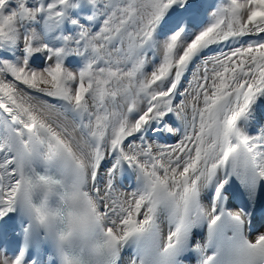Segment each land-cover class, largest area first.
<instances>
[{
	"label": "bare ground",
	"instance_id": "1",
	"mask_svg": "<svg viewBox=\"0 0 264 264\" xmlns=\"http://www.w3.org/2000/svg\"><path fill=\"white\" fill-rule=\"evenodd\" d=\"M116 1L109 0V5ZM192 3L197 4L182 12L168 9L170 13L157 21L155 39L171 36L177 29L186 34L185 26H178L195 12H205L209 21L216 19L215 10L201 6L200 0ZM97 5L94 0L89 5L77 0L74 10L82 16ZM252 17L239 14L241 22L231 19L197 44L199 27L190 24L194 28L189 40L166 71L165 62L157 59L152 60L157 62L154 71L140 70L155 91L149 100L152 106L139 114L131 133L118 138L112 136L110 118L102 122L95 114L97 109L107 115L113 112L111 106L119 97L110 90L116 84L115 74H106L107 80L94 76L82 100L68 96L67 82L48 80L42 85L46 89L38 92L7 80L0 68V264H52L42 233L32 232L33 251L25 254L18 247L20 237L30 230V220L17 227L13 224L21 187L20 146L42 162L78 165L87 200L99 225L117 242L121 264L140 263L138 245L134 250L124 245L146 234L161 250L177 244V264H205L211 255L210 226L221 210L242 224L250 242L264 240V200L260 208H252L227 181L230 157L242 147L264 192V19L256 24ZM136 22L137 16L132 15L109 41L125 53L124 64L133 68L141 52L157 51L152 37L134 32ZM97 59L99 65L109 64L99 54ZM153 62L147 61L148 66ZM65 68H70V78L79 72ZM117 80L120 89L129 91L137 81L125 73ZM39 95L61 103L53 109L74 124L87 150L69 140L73 127L61 125L59 129L41 112ZM138 100L135 95L132 104ZM166 103L164 111L159 109ZM11 247L16 249L11 251Z\"/></svg>",
	"mask_w": 264,
	"mask_h": 264
},
{
	"label": "rangeland",
	"instance_id": "2",
	"mask_svg": "<svg viewBox=\"0 0 264 264\" xmlns=\"http://www.w3.org/2000/svg\"><path fill=\"white\" fill-rule=\"evenodd\" d=\"M40 1H42L41 6H39ZM95 1L99 4L98 14L101 18L98 24L90 25L83 23L78 18L79 16L77 17L70 12V7L73 6L71 2H75V0H50L49 3L53 2L54 6L47 11L43 9L45 0H0V68L7 80L17 82L16 84L23 83L24 86L26 85L38 92L46 89L42 85L47 84L48 80L59 84L63 81L67 82L68 96L79 97L82 100H86L87 94L85 92L87 87L92 86L94 76L102 75L105 77L106 74H115L116 84L111 85L110 90L119 97L117 102L111 106L113 112L107 115L102 109H97L95 114L102 122H105L106 118L108 120L110 118L112 136L118 138L122 134L131 133L133 124L140 116L139 114L144 113L152 106L149 100L155 91L150 90L149 84L140 76L139 72L140 70L142 72L154 71L157 62L152 61L151 54L140 53L135 68L125 65V53L109 42L111 34L123 26L132 15L137 16L134 32L139 36L152 37L156 41V59L159 62H165L164 71H166L168 64L179 56V50L189 40L188 35L194 27L192 25L185 27L186 34L177 29L171 36H158L159 39L157 37L155 39L154 30L157 21L161 16L170 13L167 11L168 9L178 11L182 9L183 2L187 5V3L190 4L197 0H176V4L172 5L171 8L168 6L171 0H118L112 5H108L109 0ZM227 1L228 3L224 2L220 8H211L217 13L216 19L209 21L204 18L200 20L199 24L196 23L195 27L199 28L194 43L197 44L214 28L218 29L225 26L231 19L241 22L242 18H237L239 14L248 13V16H253L252 22L256 24L264 19V0ZM64 3L66 9L62 12L58 5L61 6ZM222 8H224V12L219 11ZM234 9L239 13H235ZM63 15L67 18L68 24L80 23L84 27H77L78 29L72 30V27L69 28L66 24L67 28H65ZM91 15L88 14L87 17L90 18ZM85 29H90L88 36V31ZM83 30L85 31L83 32ZM92 50H96L99 56L109 61V64H96L97 55H94ZM80 59L82 64L79 67ZM147 61L153 62V64L148 66ZM65 67L77 69L79 71L77 76L70 78L72 74L68 73L70 68L66 69ZM122 73L136 76L137 81L131 85L133 91L120 89L117 86L121 84L117 78ZM105 79L107 80V77ZM74 88L78 89L77 95ZM135 95L139 100L133 105L131 100ZM36 97L40 99L37 106L41 112L48 115L59 129L61 125L69 129L73 127L71 136H68L69 140L76 147L79 143L82 144L87 150L88 146L77 132L74 124L53 109V106L57 104L45 97L42 98L43 96ZM166 105L167 103L163 104L162 107L159 105V109L164 111Z\"/></svg>",
	"mask_w": 264,
	"mask_h": 264
},
{
	"label": "flooded vegetation",
	"instance_id": "3",
	"mask_svg": "<svg viewBox=\"0 0 264 264\" xmlns=\"http://www.w3.org/2000/svg\"><path fill=\"white\" fill-rule=\"evenodd\" d=\"M53 6H48V5H45L44 9L47 11L49 8H51Z\"/></svg>",
	"mask_w": 264,
	"mask_h": 264
}]
</instances>
